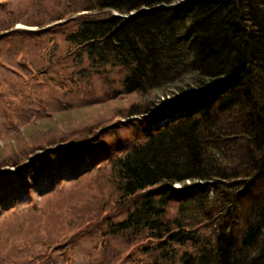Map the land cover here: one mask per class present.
<instances>
[{
	"label": "trees",
	"instance_id": "trees-1",
	"mask_svg": "<svg viewBox=\"0 0 264 264\" xmlns=\"http://www.w3.org/2000/svg\"><path fill=\"white\" fill-rule=\"evenodd\" d=\"M35 1L22 18L18 10L4 13L0 32L18 21L32 25L26 18L43 27L74 16L65 39L75 61L124 73L114 115L155 113L156 132L110 162L114 201L97 216L106 220L105 238L124 245L118 258L139 244L147 264L175 257L180 264H264V0H187L182 10L170 6L176 0H51L50 8ZM169 86L177 89L172 97L156 102ZM176 111L182 115L168 117ZM66 116L36 123L18 140L32 149L66 146L77 157L73 147L92 129L74 128ZM186 179L204 184L173 186ZM120 209L125 216L108 221Z\"/></svg>",
	"mask_w": 264,
	"mask_h": 264
},
{
	"label": "rangeland",
	"instance_id": "rangeland-1",
	"mask_svg": "<svg viewBox=\"0 0 264 264\" xmlns=\"http://www.w3.org/2000/svg\"><path fill=\"white\" fill-rule=\"evenodd\" d=\"M42 3L51 6V0ZM186 3L176 0L175 8L182 10ZM36 6L35 0H0V17L18 10L22 18L26 9ZM73 17L43 27L26 18L33 24L18 21L0 32V264H147L139 244L126 248L118 258L115 252L124 245L119 239L105 238L101 228L106 220L97 213L103 211L101 205L114 201L108 181L110 162L155 133L154 121L143 114L114 115L119 98H112L122 89L124 73L111 67L98 73L86 59L75 61L65 39L75 27L68 23ZM176 90L169 86L159 91L156 102L171 98ZM180 115L176 111L168 117ZM63 116L74 128L92 129L81 135L86 142L80 148L73 147L74 152L81 151L77 157L70 156L66 146L65 151L50 145L46 150L32 149L29 141L18 140L30 126ZM15 141L24 144L18 145L19 150L12 146L17 152L12 156L8 149ZM19 160L23 166L14 165ZM178 201H170L169 215H174ZM124 216V209L113 210L107 219ZM88 217L98 222L84 224ZM106 245L109 257L104 259L101 252ZM164 264L180 263L175 257Z\"/></svg>",
	"mask_w": 264,
	"mask_h": 264
},
{
	"label": "water",
	"instance_id": "water-1",
	"mask_svg": "<svg viewBox=\"0 0 264 264\" xmlns=\"http://www.w3.org/2000/svg\"><path fill=\"white\" fill-rule=\"evenodd\" d=\"M147 115V114H146Z\"/></svg>",
	"mask_w": 264,
	"mask_h": 264
}]
</instances>
